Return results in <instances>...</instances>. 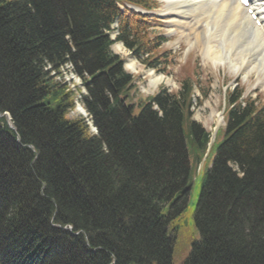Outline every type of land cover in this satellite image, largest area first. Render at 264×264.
<instances>
[{
  "label": "trees",
  "instance_id": "obj_1",
  "mask_svg": "<svg viewBox=\"0 0 264 264\" xmlns=\"http://www.w3.org/2000/svg\"><path fill=\"white\" fill-rule=\"evenodd\" d=\"M115 20V40L135 57L163 58L149 16L114 0H0V264H172L168 224L190 190L193 85L135 99L111 50ZM65 60L88 74L96 132L70 117V92L43 69ZM241 95L228 94L183 264H264V101ZM197 127L186 131L202 150L209 134Z\"/></svg>",
  "mask_w": 264,
  "mask_h": 264
},
{
  "label": "rangeland",
  "instance_id": "obj_2",
  "mask_svg": "<svg viewBox=\"0 0 264 264\" xmlns=\"http://www.w3.org/2000/svg\"><path fill=\"white\" fill-rule=\"evenodd\" d=\"M165 4L163 0L150 2L152 7V10L149 11L152 15L150 19L151 34L158 35L163 39L159 47L163 51V58L156 62L154 67L148 66L146 62L143 63L141 59L134 57L122 43H114L111 50L113 53L122 56L124 68L132 73L133 83L137 91V94L134 91L135 99L138 97L146 98L156 93L160 88H165L168 92L176 91L182 83L181 80L184 77H189L186 79H191L194 82L190 121L194 122L201 130L209 132L211 138L215 135L216 130L220 129L215 136V140L214 138L211 139L207 147L201 150L191 142V136L187 135L185 127L190 166L188 203L181 214L174 217L168 224V233L174 239L172 264H183L192 243L198 238L194 213L201 192L203 176L210 167L216 148L222 138V130L225 126L224 111L226 105L229 104L226 97L231 90L235 91L239 87L252 97H258V95L264 97V75L253 70L249 75H246V68L243 72H233L228 64L214 65L205 60L199 46L194 45L195 47L188 49L187 38L175 26L171 25ZM129 59L134 61L135 71L127 66ZM150 70L155 74L161 73L165 77L172 78L173 82H160L152 88L149 85V75L147 73ZM72 73H74V70L70 67V71L64 73V82L72 80ZM61 79L62 77L56 78L58 82ZM150 88H152V92L149 91ZM75 109L79 110L77 112L80 114L83 112V117L88 116L86 108L80 111V108L75 106ZM90 126L94 127L92 124ZM192 135L197 141L200 140L201 136L199 134L192 131ZM167 210V205H164L163 213H166Z\"/></svg>",
  "mask_w": 264,
  "mask_h": 264
},
{
  "label": "bare ground",
  "instance_id": "obj_3",
  "mask_svg": "<svg viewBox=\"0 0 264 264\" xmlns=\"http://www.w3.org/2000/svg\"><path fill=\"white\" fill-rule=\"evenodd\" d=\"M163 1L171 25L187 38L190 46L200 47L205 60L214 65L228 64L233 72H243L246 68V75L252 70L264 75V0L250 2L260 19L259 27L248 18L245 8L237 0ZM219 14H222L220 23L213 24ZM208 18H211L212 25L204 28ZM127 66L136 70L132 59L128 60ZM151 70L147 73L152 88L160 82H173L172 78ZM152 88L149 91L152 92Z\"/></svg>",
  "mask_w": 264,
  "mask_h": 264
},
{
  "label": "clouds",
  "instance_id": "obj_4",
  "mask_svg": "<svg viewBox=\"0 0 264 264\" xmlns=\"http://www.w3.org/2000/svg\"><path fill=\"white\" fill-rule=\"evenodd\" d=\"M70 61V60H69ZM67 62V60H65V61H63V62H61L59 65H57V66H55V68H59L62 64H64V63H66ZM72 62V61H71ZM46 64H50V63H46ZM72 65H73V68H74V70L75 71H77L76 70V67H75V65H74V63L72 62ZM44 69V68H43ZM77 73L78 74H80L78 71H77ZM48 74V73H47ZM48 77H50L52 80H53V78H52V76L50 75V74H48ZM87 89V88H86ZM87 91V90H86ZM87 94H88V91H87ZM82 97L80 98V99H78V101L77 102H79V103H81V104H84V97L86 96H83V95H81ZM94 126V125H93ZM95 127V126H94ZM189 162V161H188Z\"/></svg>",
  "mask_w": 264,
  "mask_h": 264
}]
</instances>
